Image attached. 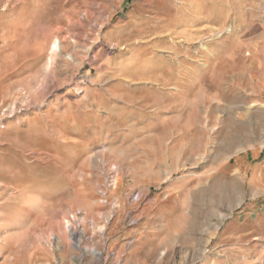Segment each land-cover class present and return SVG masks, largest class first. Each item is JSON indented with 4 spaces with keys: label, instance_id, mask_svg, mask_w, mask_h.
Instances as JSON below:
<instances>
[{
    "label": "rangeland",
    "instance_id": "1",
    "mask_svg": "<svg viewBox=\"0 0 264 264\" xmlns=\"http://www.w3.org/2000/svg\"><path fill=\"white\" fill-rule=\"evenodd\" d=\"M0 264H264V0H0Z\"/></svg>",
    "mask_w": 264,
    "mask_h": 264
}]
</instances>
